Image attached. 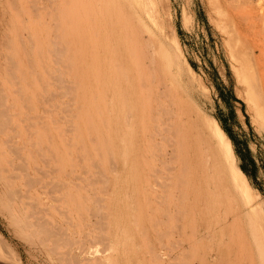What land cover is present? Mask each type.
Instances as JSON below:
<instances>
[{
	"label": "bare ground",
	"instance_id": "obj_1",
	"mask_svg": "<svg viewBox=\"0 0 264 264\" xmlns=\"http://www.w3.org/2000/svg\"><path fill=\"white\" fill-rule=\"evenodd\" d=\"M212 1L264 127V0ZM145 4L0 0V217L41 264H264L231 140Z\"/></svg>",
	"mask_w": 264,
	"mask_h": 264
},
{
	"label": "rangeland",
	"instance_id": "obj_2",
	"mask_svg": "<svg viewBox=\"0 0 264 264\" xmlns=\"http://www.w3.org/2000/svg\"><path fill=\"white\" fill-rule=\"evenodd\" d=\"M144 1L151 18L143 17L142 24L150 26L157 42L163 41L189 70L193 79L179 83L182 95L202 115L216 120L227 134L235 163L264 215V127L242 82L243 60L238 59L236 42L229 39L231 27L220 21L212 0ZM5 221L0 217V233L16 253V260H4L5 264H41L11 235Z\"/></svg>",
	"mask_w": 264,
	"mask_h": 264
}]
</instances>
